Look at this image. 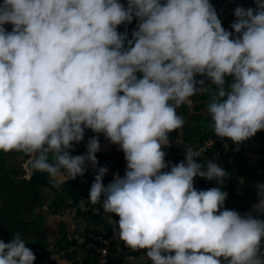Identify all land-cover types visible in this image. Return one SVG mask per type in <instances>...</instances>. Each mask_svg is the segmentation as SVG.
I'll return each instance as SVG.
<instances>
[{
    "label": "clouds",
    "instance_id": "clouds-1",
    "mask_svg": "<svg viewBox=\"0 0 264 264\" xmlns=\"http://www.w3.org/2000/svg\"><path fill=\"white\" fill-rule=\"evenodd\" d=\"M233 15L228 30L211 0H0V150L25 153L26 172L57 185L91 161L89 200L118 214L120 238L147 248L151 264H264V182L241 214L216 186L223 160L209 154L204 166L188 147L171 162L162 147L185 123L177 108L208 91L205 78L218 86L207 106L216 136L239 146L264 130V0ZM134 18L129 38L117 26ZM86 129L97 135L72 155ZM99 133L127 161L107 184ZM197 175L217 184L197 189ZM26 243L0 239V264H34Z\"/></svg>",
    "mask_w": 264,
    "mask_h": 264
},
{
    "label": "trees",
    "instance_id": "trees-1",
    "mask_svg": "<svg viewBox=\"0 0 264 264\" xmlns=\"http://www.w3.org/2000/svg\"><path fill=\"white\" fill-rule=\"evenodd\" d=\"M121 2L125 5L127 4V0H121ZM211 2L216 3L217 7H220V9L225 12L227 18H224L221 21L222 25L226 26V29L228 30H231V22L235 19L233 11L237 5H243L245 7H255V0H211ZM136 26L137 21L134 18L131 23H128L127 25H118L117 28L118 31L121 32L125 31V28H127L129 38H131L132 30ZM6 27L9 31H11L13 26L11 27V25L8 23ZM142 75V73L137 72L138 77H141ZM196 78L200 79L203 77L201 74L197 73ZM228 79L230 80L231 78L229 77ZM205 82L207 83L208 91L201 92V100L199 103H197L192 109L188 107L187 103H183L177 108V114L180 115L184 119V121H186L187 119H192L194 123H191L187 126L184 123L186 127V132L184 133V135H182L181 129L171 131L169 133L170 143L168 147L165 146L167 147V150L173 151L175 147L174 143L177 140H181L178 141V144L183 142L204 143L209 137L216 136L213 130V121L211 119V114L208 111H204L203 108L205 106H208V102L210 101L212 94L217 90L218 86L211 83L207 79H205ZM92 135L97 134L94 133L91 129H86L84 140L79 143L73 142L75 144V148L70 150L71 154L76 155L79 154L81 150L86 149L88 137ZM98 135L100 140L109 142L111 144L107 151L100 148V150L96 153L98 158H103L109 152L120 149L117 144L106 139L103 133H99ZM225 141H228L227 145L225 144ZM251 149L253 150L254 157L257 159V163L259 165V170L256 177H258L260 182H264V130L257 131V133L253 137H251L248 141L242 142L239 146H237L236 143L232 142L230 138L224 137L223 141H215L214 149H209L207 151L208 155L214 154L215 151H220L219 159L224 161L225 164L223 167L227 172L226 182L223 184V187L224 190L229 193L228 197L226 198L224 207L235 209L240 213L250 209L251 205L258 201V196L254 185L250 184L246 180L247 173L245 172V170L248 167L249 161L248 151H250ZM21 155L22 152L16 150L10 152H4L0 150V182L3 184V187L5 186L4 179L7 178V175H9V172H7L6 169L8 167H12L7 166L10 163V157L17 158ZM210 157L212 158V156ZM113 161L116 162L117 158H113ZM201 164L206 166L207 161L205 159H202ZM12 172L14 174H17V171L15 170H12ZM92 175V171H86L83 175H80L81 177H83V179H80L78 176L75 179L65 180L61 183L64 195L62 193L60 195L64 197L63 202L68 207L73 209V214H75L77 217L80 215L79 212H82L81 206L85 201L86 193L90 187ZM208 182L209 184L216 183L215 180H208ZM53 183V178L50 177L47 172L39 170L34 171L32 176L28 178V192H26L24 194V197L22 196V199L20 200L22 201L27 199L29 202H31L29 209L30 211H32L33 208L41 203L39 193L41 188L45 185ZM195 185L196 187H199L198 189L207 188L202 177L199 175L194 177V186ZM4 189L6 188H1L3 195ZM9 194L11 195L10 199L13 201V209L12 211L7 212V214L4 213L5 219L11 220V223L7 229V236L3 238L5 242L10 241L15 231L25 228V225L35 224L37 227L42 228L43 223L45 222V217H43L41 214H38V216L35 217L33 223L27 222V208L21 206L20 204H14V202L19 203L18 198L15 193H13V191H10ZM56 210H60V208H57ZM82 214L85 218H87L88 221L87 231L97 232L95 228L90 227L91 225L94 226V224H97L101 221L100 215L94 214L92 212H82ZM59 231L60 233L62 232L60 226L55 231H51L50 229L45 228L46 235H44L42 232L37 231L38 233L36 232V236L30 237L34 239V244L30 247L34 251L36 256L34 264H39V262L41 264H60L58 257H52L51 247H53L52 249H56V252L64 251L63 254L65 253L68 257H71V255L74 253V250H71V247L73 245H76L77 239H69L66 235L59 238L56 235V232L58 233ZM24 232L27 233V235L29 233V231L26 229ZM48 232L52 233L49 235ZM48 237L53 238L52 244H47V241L49 239ZM92 240V236L87 237V241ZM98 244L102 245V243ZM80 246L82 248H85L86 254L81 260L72 259L73 264H98L97 252L95 251V248H86L85 244H80ZM220 259L222 261V264H224V260H222V257H220ZM46 260L47 262L43 263ZM107 264H122V259H120L119 257L109 256ZM148 264H151V261Z\"/></svg>",
    "mask_w": 264,
    "mask_h": 264
},
{
    "label": "rangeland",
    "instance_id": "rangeland-1",
    "mask_svg": "<svg viewBox=\"0 0 264 264\" xmlns=\"http://www.w3.org/2000/svg\"><path fill=\"white\" fill-rule=\"evenodd\" d=\"M213 4L215 5L217 12H218V15L220 16L221 20H223L224 18H227L225 12L222 9H220V7H217L216 3H213ZM12 26L13 25L11 24V27ZM224 27L226 28V26H224ZM201 75L203 78H205L204 74H201ZM191 99L193 100V103L190 105L188 104V107L190 109H192L197 103L200 102L201 93L195 94L193 97H191ZM203 110L208 111V107L205 106L203 108ZM191 123H194V121L192 119H187L185 121L186 126L191 124ZM185 125H183V127L181 128L182 135H184V133L186 132ZM99 140H100V138H99ZM178 141H181V140H177L174 143L175 146L178 144ZM100 143H101V148L105 151H107L109 149V146L111 145L109 142H105L102 140H100ZM165 146L168 147V145H165ZM165 146H162L164 151L167 150V147H165ZM86 151H87V148L84 150H81L79 154H84ZM248 152H249V161H248V167L245 170V172L247 173L246 174V180L250 184L255 185L256 182H260L258 177H256L258 174L259 165L257 163V159L254 157L253 150L251 149ZM21 156H19L17 158L10 157V159H9L10 163L7 166H12V167H8L6 169V171L9 172V175H7V178L4 179V181L8 182V184H10V185L13 184V187L16 190L15 195L18 198H21L24 192H26V191L28 192V189H27L28 178L30 176H32V174H33V172L31 174H28L25 170L24 161L27 159V155L22 152ZM122 161H126V159H121L120 163H118V164H122ZM87 164H88L87 171L91 172V170H92L91 161H88ZM11 169L17 171V174H14ZM78 176L80 179H83V177H81L80 175H78ZM9 179H11V180L9 181ZM70 179H72V178H69L68 180H70ZM0 184H1V182H0ZM218 186L221 188L223 187V185H218ZM195 187H196V185H195ZM211 187H213V186L210 185L207 189H209ZM39 193H40L41 203L38 204V207L36 208V211H35L37 213V214L35 213L36 215H34L33 210L30 211V209H29L31 202H29L27 199L23 200V206L27 208V210H26L27 222L33 223V220L35 219L36 216H38V214H41L43 217H45V222L43 223L42 228L37 227L35 224L26 225L27 230L29 231L28 237H31V236L34 237V236H36V234L38 232H42L44 235H46L45 228H48L51 231H55L57 229L56 228L58 225L57 223L60 220L61 221L64 220L66 222L69 221V223L72 225V226L68 227L69 233L59 234L56 232V235L59 238H61V235H63V236L66 235L67 237H68V235H72V236H75L79 241H83V239H84L83 234H85V232L84 231L82 232L81 229L79 228V218H78L79 216L77 217L75 214H73V212H74L73 209L68 207L63 202L64 197L62 195H60L61 193L64 195L63 187H62L61 183H59L58 185L56 183L45 185L41 188ZM4 200L5 199L3 198V200L1 199V201H0V216H1V218H0V238H2L1 237L2 227H4V225H5L1 222V219L3 218V211L10 212V209H11L12 204H13V201L10 199L9 194H6V201H4ZM14 204H15V202H14ZM57 208H60V210H56ZM248 210H245L241 214L246 213ZM35 226H36V228H35ZM72 230H73V232H72ZM51 233L52 232H48L49 235ZM48 238L49 239L47 241V244H52L53 238L52 237H48ZM32 241H33V239H29V240H27L26 244L29 245ZM52 248L53 247H51L52 257H61V258L66 259L63 264H73V262L67 261V259H68L67 255L66 256L59 255L58 254L59 252H56V249H52ZM71 248L75 249L74 252L77 251L74 255L72 254L75 260H81L86 254V251L83 248H81V246L77 243H76V245H73ZM222 260H224V257H222ZM45 262H47V260L44 261L43 263H45ZM39 264H41V263H39Z\"/></svg>",
    "mask_w": 264,
    "mask_h": 264
},
{
    "label": "built area",
    "instance_id": "built-area-1",
    "mask_svg": "<svg viewBox=\"0 0 264 264\" xmlns=\"http://www.w3.org/2000/svg\"><path fill=\"white\" fill-rule=\"evenodd\" d=\"M224 138L216 136L215 138H208L204 143L200 142H183L179 143L174 147L173 151L166 150L165 159L171 162H180L181 160L185 159V151L184 148L192 147L197 152L198 155L195 157L200 163L202 159L208 161L211 159L208 156L207 151L209 149H214L215 141H223ZM220 151H215L213 158L215 161L219 160ZM117 158V161L114 162L113 158ZM121 159H125V155L122 149H117L109 152L103 158H98L99 166H107L108 172L105 174L104 183L107 184L114 178L115 173H119L123 175L125 169L127 167V161H122ZM219 164L224 166V163L218 161ZM97 168L92 167V179L91 184L95 179V175L97 173ZM169 169H162L161 171H167ZM203 181L205 182L207 188L215 184H209L206 177H202ZM90 184V187H91ZM89 187V189H90ZM195 187V186H194ZM197 189L199 187H196ZM206 188V189H207ZM89 189L86 193V198L84 203L81 206L82 212H92L94 214H99L101 217V221L97 224L91 225L90 228H95L97 232L87 231V218L84 217L82 212H79V228L81 231L85 232L83 241H79L75 236L68 235L69 239L76 238L77 244H85L86 248H95L97 252V261L98 264H107L109 256L119 257L122 259V264H148L150 259L144 255L148 251L147 248L133 250L130 247H127L125 242L119 236V225L118 220L119 216L116 213L107 212L103 207V200L96 203H92L88 196H89ZM76 209V208H75ZM109 226V227H108ZM81 232V233H82ZM92 236V241H87V237ZM102 243V245L98 244ZM114 243V244H113ZM100 245V246H99ZM113 246V247H111ZM82 248V247H81ZM72 250H75L71 248ZM85 250V248H83ZM86 251V250H85Z\"/></svg>",
    "mask_w": 264,
    "mask_h": 264
},
{
    "label": "crops",
    "instance_id": "crops-1",
    "mask_svg": "<svg viewBox=\"0 0 264 264\" xmlns=\"http://www.w3.org/2000/svg\"><path fill=\"white\" fill-rule=\"evenodd\" d=\"M10 25H11V23H9ZM14 178V177H13ZM11 179H9V181H10ZM0 201H1V199L3 200V198L5 199L4 201H6V194H9L10 193V191H13V193H15L16 194V190H15V188L13 187V184H8V182H5V186L3 187V184L1 183L0 184ZM8 186V187H7ZM1 188H6V189H4V195H3V193H2V191H1ZM223 188V187H222ZM222 190H224V188L222 189ZM27 192V191H26ZM26 192H24L23 193V197H24V194L26 193ZM10 195V194H9ZM1 196H2V198H1ZM11 196V195H10ZM18 198V197H17ZM20 199H22V197L21 198H18V201H19V203H17V202H15V204H20L21 206H23V200L21 201ZM258 202V201H257ZM26 204V203H25ZM14 206V205H13ZM38 207V205L35 207V208H33V212H34V215H36L37 213L35 212L36 211V208ZM30 208V207H29ZM12 207H11V209H10V211H12ZM4 213H6L7 214V212H5V211H3V218L1 219V222L3 223V224H5L4 225V227H2V235H1V237L2 238H0V239H2L3 240V238L4 237H6L7 236V229H8V226L10 225V223H11V220L10 219H5V217H4ZM36 213V214H35ZM0 218H1V216H0ZM66 221H64V220H60L57 224V229L59 228V226L61 227V230H62V232L61 233H63V234H66V233H68V231H69V229H68V227H70V226H72L70 223H69V221L68 222H66ZM53 226V225H52ZM25 229L27 230V226L25 225V228H23V229H18V230H16L15 231V233L13 234V237L17 234V233H19L20 234V236L23 238V239H25L26 241L27 240H29V239H33V238H30V237H28V235H27V233H25L24 231H25ZM56 229V230H57ZM73 231V230H72ZM59 234H61L60 233V231L58 232ZM63 235H61V237H62ZM34 242V239H33V241L29 244V245H27L26 244V246H28V247H31V246H33V243ZM32 244V245H31ZM72 250V249H71ZM77 251H75L74 253H73V255L76 253ZM63 252H59L58 254L59 255H64V256H66V254L64 253V254H62ZM73 255L71 256V257H68V259H67V261H69V262H73L72 261V259H74V257H73ZM59 258V262H60V264H63L64 263V261L66 260V259H64V258H61V257H58Z\"/></svg>",
    "mask_w": 264,
    "mask_h": 264
}]
</instances>
